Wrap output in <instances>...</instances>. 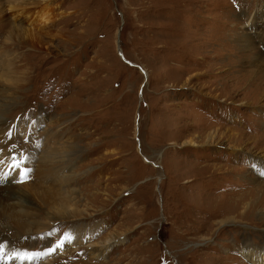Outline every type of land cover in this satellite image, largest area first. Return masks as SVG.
I'll return each instance as SVG.
<instances>
[{
	"label": "rangeland",
	"instance_id": "rangeland-1",
	"mask_svg": "<svg viewBox=\"0 0 264 264\" xmlns=\"http://www.w3.org/2000/svg\"><path fill=\"white\" fill-rule=\"evenodd\" d=\"M5 1L0 49L12 24L29 30L5 45L16 97L3 128L28 131L12 137L21 185L45 187L33 162L56 131L77 190L64 206L76 216L33 237L9 226L7 238L34 251L86 231L56 264H256L244 248L264 264V0H44L41 27L17 25ZM221 206L235 222L220 225ZM107 239L102 256L84 247Z\"/></svg>",
	"mask_w": 264,
	"mask_h": 264
},
{
	"label": "bare ground",
	"instance_id": "bare-ground-1",
	"mask_svg": "<svg viewBox=\"0 0 264 264\" xmlns=\"http://www.w3.org/2000/svg\"><path fill=\"white\" fill-rule=\"evenodd\" d=\"M5 2L7 6L6 10L9 11L11 20L18 22L17 25H20V23H22V25L23 23L33 25L35 23V26L41 27L48 23V19L46 18L48 13L45 9L46 1L44 0H8ZM1 11L4 12V10H0V12ZM6 18L8 17H0L1 30L5 29V27L9 25L8 23H10L8 20H6ZM254 24L255 22H250L251 27H254ZM28 32L29 30L12 24L7 37H5V45L7 46L8 42H10L9 39L12 35L15 36L14 43L19 45L25 43V38L28 37ZM5 45H3L4 48L0 49V109H2L0 111V245H2L4 249L3 254L0 255V264H56L58 260L56 261L55 259L57 257L62 258V256L67 253V251H76L78 246L83 244V239L86 238L84 235L86 234V231L78 230V226L68 229L66 234L70 237H74H71L70 241L66 240L63 247L56 248L55 252H50L47 255L44 254L48 252V249L46 248L33 251L32 248L35 247L34 244H32V247L16 246V244L7 238L4 232L5 230H9V226H11V228L14 227L16 229V233L18 235L26 234L31 237L34 235H46V232L49 230V226H51L55 221L65 218L69 215H77L76 211H64V206L66 204L73 206L76 203L77 190L74 187L71 189L66 187L68 185L74 186L72 184H75L76 178L71 175V173H67V170L70 168V166L66 163L69 161L66 152L71 146H68L66 143L62 142L61 133H57L56 131L46 133L45 147L42 148L40 153L36 155L37 157L35 163L33 162L36 180L39 182H45V187H39V185L30 187H26L25 185L22 186L19 172L15 168H11L14 163L13 158H18L21 162L23 160L22 150L20 147L15 145L16 140H13L12 138L15 136V130H22L23 134H25V131H28L25 128H21L22 126L19 127V129H16L17 125H14V123H10L11 129L10 124L3 128L2 117L4 115V110L10 102H13L16 97H13V94L9 95L5 92L7 83L13 79L10 74L12 70V60H14L13 56H10L11 52L6 49ZM120 55H122V53ZM17 84H20V80H17ZM215 134L216 132L214 130L206 132L204 134L205 141L203 142L207 144H214ZM188 143L191 144L192 141L190 140ZM22 167H26L23 162ZM34 183L36 184V182ZM49 185H53L54 189H50ZM256 185L255 195H259L258 189L263 187V184L258 183ZM251 194L253 195V192H251ZM240 200L241 199L237 198L235 200L237 202L234 204V206L237 207L238 205L240 207ZM39 201H42L43 204L47 206V209L45 208L42 215H39ZM57 204L62 205L63 208L55 211L54 209ZM253 205L250 202H243L240 208H242L243 211H246ZM220 209L223 213V216H226L224 219H221L220 225H225L229 222H235L234 216L230 215L229 208L221 206ZM243 211L242 213H244ZM109 239L104 242H91V244H86L87 246L84 247L88 248L87 251H89L91 256H102L106 252V245H108ZM63 248L66 250L64 251ZM24 252L40 253V255L33 258L30 262L28 260L21 261L19 258L9 259V257L13 256L15 253ZM244 252L245 253H243V255L246 256L249 261H253L256 264H263L262 253L259 254L252 248H244Z\"/></svg>",
	"mask_w": 264,
	"mask_h": 264
},
{
	"label": "snow or ice",
	"instance_id": "snow-or-ice-1",
	"mask_svg": "<svg viewBox=\"0 0 264 264\" xmlns=\"http://www.w3.org/2000/svg\"><path fill=\"white\" fill-rule=\"evenodd\" d=\"M13 159H14V163L11 166V168H15L19 172V175L21 177V182H23L27 178V173L29 170L22 167V162L18 158H13ZM66 240H68V241L71 240V237L68 236L67 234L64 238L57 241L55 247L49 248L48 252H46L44 254L47 255L50 252H54L56 250V248L63 247ZM3 251H4L3 246L0 245V255L3 254ZM39 255H40V253H28V252L15 253L13 256H10L9 259L19 258L21 261L28 260L30 262L33 258H35Z\"/></svg>",
	"mask_w": 264,
	"mask_h": 264
},
{
	"label": "water",
	"instance_id": "water-1",
	"mask_svg": "<svg viewBox=\"0 0 264 264\" xmlns=\"http://www.w3.org/2000/svg\"><path fill=\"white\" fill-rule=\"evenodd\" d=\"M118 52H120V51H119V48H118ZM120 53H121V52H120Z\"/></svg>",
	"mask_w": 264,
	"mask_h": 264
}]
</instances>
